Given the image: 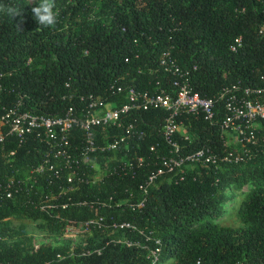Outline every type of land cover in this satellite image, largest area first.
<instances>
[{
	"label": "trees",
	"instance_id": "1",
	"mask_svg": "<svg viewBox=\"0 0 264 264\" xmlns=\"http://www.w3.org/2000/svg\"><path fill=\"white\" fill-rule=\"evenodd\" d=\"M39 2L0 0V108L20 102L22 111L59 117L68 106L84 109L88 96L115 108L124 101L118 87L170 89L174 77L159 64L165 54L189 69L191 91L201 98L234 83L258 85L264 73V38L257 34L264 0H55L57 23L48 28L39 26L31 11ZM9 7L22 15L12 17ZM236 38L241 46L232 52ZM222 115L219 109L218 120ZM165 116L158 109L126 114L122 125L132 124L140 134L127 139L126 147L96 149L86 161L79 130L67 146L53 148L32 138L18 144L5 137L0 224L25 219L53 234L88 220L100 219L102 226L89 228L85 247L72 250L33 249L23 233L0 227V264H153L154 250V264H264V123L255 129L254 142L244 145L249 155L244 163L196 165L180 176L163 173L143 193L158 157L168 150L159 132ZM178 120L184 131L175 139L182 153L202 146L217 153L238 149L223 146L217 128L201 117ZM121 132L97 129L95 145L104 146ZM58 149L69 155L71 175L52 157ZM43 158L58 164L60 177L45 170L35 181L26 180ZM231 200L240 227L219 223ZM120 223L133 229L112 228ZM16 237V243L2 240Z\"/></svg>",
	"mask_w": 264,
	"mask_h": 264
},
{
	"label": "built area",
	"instance_id": "2",
	"mask_svg": "<svg viewBox=\"0 0 264 264\" xmlns=\"http://www.w3.org/2000/svg\"><path fill=\"white\" fill-rule=\"evenodd\" d=\"M257 34L264 38V24L257 29ZM241 46V39L236 38L229 45V50L234 52ZM163 72L170 73L174 79L170 82V89L163 90L158 87L154 92H138L132 87H127L124 91L120 87L116 93H122L124 101L119 106L113 108L104 99L92 98L88 96V102L84 109H76L68 106L59 117L34 114L29 111H22L20 102H16L8 108H0V142L5 137L14 138L18 144L24 143L32 138L46 146L63 147L68 145V139L74 130H79L82 134V160H88V154L98 149L116 150L119 147H126L127 139L133 138L135 134H140L133 128L132 124L122 125L123 117L130 113L136 114L148 110H162L166 113L160 126V135L168 150L164 156L158 157L159 166L150 172L145 188L153 183L157 175L183 174L184 169L198 165L199 167L219 164H240L248 158L247 152L243 149L245 144L254 142V131L259 123H264V73L259 77V84L255 86H241L234 83L222 87L216 95L211 98H201L191 91L189 85V69L179 67L168 54L163 55L159 63ZM194 69V68H192ZM264 70V66H263ZM82 100V98H79ZM219 109L223 111L222 117L218 120ZM183 116L201 117L209 126L216 127L223 146H237L238 149L225 151L223 153L213 152L208 147H200L194 151L182 153L175 139L176 134L183 133V125L178 120ZM108 126L122 128L121 134L113 136L104 146L97 147L94 141V133L97 129L104 130ZM2 128L4 131H2ZM184 141H188L186 135L182 136ZM264 142V140H262ZM150 151L153 149L150 148ZM53 158L62 161V168L70 169L69 155L65 150H56ZM136 162L141 163L137 158ZM58 164L52 165L47 159L28 171V180L34 175H43L47 170L54 178H59L60 173L56 168ZM130 166L128 161H123V167ZM67 175V182L70 176ZM100 175L92 178V181H99ZM181 179V177H179ZM71 187V186H70ZM9 196V193L7 197ZM142 200L136 207H142ZM133 209V206L132 208ZM74 226V224H69ZM68 226V225H67ZM66 226V227H67ZM78 226V225H77ZM102 226L99 220H88L82 225L84 231L89 228L99 229ZM65 227V228H66ZM64 228V230H65ZM115 230L132 228L126 223L113 224ZM133 229V228H132ZM157 243V242H156ZM37 248V247H36ZM35 248V249H36ZM151 261L156 262L157 250L149 252ZM60 258L59 255L56 256Z\"/></svg>",
	"mask_w": 264,
	"mask_h": 264
},
{
	"label": "rangeland",
	"instance_id": "3",
	"mask_svg": "<svg viewBox=\"0 0 264 264\" xmlns=\"http://www.w3.org/2000/svg\"><path fill=\"white\" fill-rule=\"evenodd\" d=\"M36 0H29L30 3H34ZM247 187H243L242 191H246ZM236 196V195H235ZM237 198V196H236ZM233 201L223 205V216L219 220L220 225L236 228L241 224L236 220L233 212ZM0 227H5L15 232H21L26 238L30 240V245L35 249L39 246H49L54 248H67L72 250L74 248H84L86 245V238L88 237V231H84L79 225H68L61 233L53 234L40 230L37 227V222H32L25 219L9 218L4 220ZM6 243L18 242L17 237L13 239H2ZM26 243H20L19 245L26 246Z\"/></svg>",
	"mask_w": 264,
	"mask_h": 264
},
{
	"label": "clouds",
	"instance_id": "4",
	"mask_svg": "<svg viewBox=\"0 0 264 264\" xmlns=\"http://www.w3.org/2000/svg\"><path fill=\"white\" fill-rule=\"evenodd\" d=\"M55 7V0H40L38 6L31 9L32 13L34 14V18L39 26L48 28L54 27L56 25L57 14L54 11ZM7 13L12 17L22 15V11L14 7H9L7 9ZM22 22L23 21H21V23ZM17 27L19 28V25H17Z\"/></svg>",
	"mask_w": 264,
	"mask_h": 264
}]
</instances>
